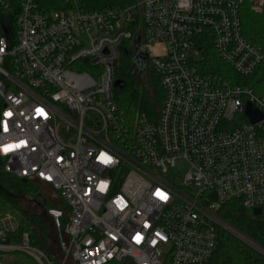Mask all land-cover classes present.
<instances>
[{"label":"built area","instance_id":"1","mask_svg":"<svg viewBox=\"0 0 264 264\" xmlns=\"http://www.w3.org/2000/svg\"><path fill=\"white\" fill-rule=\"evenodd\" d=\"M66 1L67 10L43 11L19 0L15 27L0 30V158L6 172L50 184L69 207L64 224L61 208L47 209L61 259L31 245L27 232L15 238L7 212L0 264H23L16 252L37 264H203L217 227L264 253L218 213L230 200L264 206V95L204 71L203 61L209 46L240 75L264 66L240 17L243 2L259 9L264 0H137L96 10ZM137 42L151 49L148 67L163 88L155 120L128 119L114 97L122 52ZM247 103L260 120H248ZM101 152L117 162L105 165Z\"/></svg>","mask_w":264,"mask_h":264},{"label":"trees","instance_id":"2","mask_svg":"<svg viewBox=\"0 0 264 264\" xmlns=\"http://www.w3.org/2000/svg\"><path fill=\"white\" fill-rule=\"evenodd\" d=\"M3 1L8 6L0 5V30L8 34L15 27L19 0ZM36 1L43 11L67 10L71 7L66 0ZM136 1L77 0V4L83 10H96L126 6ZM240 17L243 36L264 53V5L254 9L245 1L240 8ZM126 49L122 52L116 71V77L122 80V87L114 90L115 100L128 119H133L136 113H144L151 120H155L163 97L159 77L148 67V74L143 79L142 74L134 71L130 61L133 45L127 46ZM203 61L204 71L219 75L234 84L250 86L254 92L264 95L263 65L249 75H240L221 60L209 46L205 49ZM37 181L51 188L54 196L57 197V203L38 193V187L30 181V178L23 181L22 178L6 172L3 169V159L0 158V213L10 212L15 215L17 220V228L13 234L15 238L22 232H27L31 245L41 249L52 261L58 262L62 255L58 246V232L47 209L51 206L61 208L64 224L69 207L50 184ZM218 213L234 229L249 237L264 250V206L261 208V213L256 216L249 213L236 200H230L222 204ZM216 233L217 246L203 264H264V253L243 241L235 233L222 227H217ZM16 255L23 264H37L28 255L18 252Z\"/></svg>","mask_w":264,"mask_h":264},{"label":"water","instance_id":"3","mask_svg":"<svg viewBox=\"0 0 264 264\" xmlns=\"http://www.w3.org/2000/svg\"><path fill=\"white\" fill-rule=\"evenodd\" d=\"M138 45V42L135 44V46ZM144 60H145V56L140 54V53H137L133 58H132V61L135 62V65H136V69L143 73L144 72ZM114 88H121L122 87V80L121 79H115L114 80ZM245 114L247 115L248 117V120L251 122V123H254L258 120H260L262 118V113L257 109L255 108L253 105L247 103L246 106H245ZM23 181H25L26 179L25 178H22ZM261 213V208L260 207H256V208H253L252 209V214L253 215H259Z\"/></svg>","mask_w":264,"mask_h":264},{"label":"rangeland","instance_id":"4","mask_svg":"<svg viewBox=\"0 0 264 264\" xmlns=\"http://www.w3.org/2000/svg\"><path fill=\"white\" fill-rule=\"evenodd\" d=\"M145 46H146V45H145L144 43H141L140 46H139V48H140L141 50L146 49V50H148L149 52H151V49L148 48V47H145ZM132 66H133L134 71H135L136 73L141 74V72H139L133 64H132ZM147 71H148V70H146V71L144 72V74H142L143 79L145 78V76H147V74H148ZM136 73H134V74H136ZM138 74H136V75H138ZM235 120H238V115L235 116ZM30 181H31L35 186L38 187V190H37L38 193H40L44 198H46V199H48V200H50V201H53V200H54V201L57 203V201H58V200L56 199L57 197L54 196V193H53V191L51 190V188H50L49 186L40 183L39 181H37V179H36L35 177H31V178H30ZM53 196H54V197H53ZM247 210L249 211V213H252V210H251V209H247Z\"/></svg>","mask_w":264,"mask_h":264},{"label":"snow or ice","instance_id":"5","mask_svg":"<svg viewBox=\"0 0 264 264\" xmlns=\"http://www.w3.org/2000/svg\"><path fill=\"white\" fill-rule=\"evenodd\" d=\"M37 114H38V115H44V112H43L42 109H37ZM7 115H10V113L7 114ZM23 143H24V142L21 141V144H23ZM18 147H20V145H7V146L4 147L3 151L8 152V151H11V150H13L14 148H18ZM98 159H101V162H103V163L106 164V163H109V162H110V159H111V158L108 157L107 154H105V153H101V154H100V157H98ZM162 198H163V199H167V195H166L165 193L162 194ZM135 239H136V242L139 243L141 237H140L139 235H137V237H136Z\"/></svg>","mask_w":264,"mask_h":264},{"label":"clouds","instance_id":"6","mask_svg":"<svg viewBox=\"0 0 264 264\" xmlns=\"http://www.w3.org/2000/svg\"><path fill=\"white\" fill-rule=\"evenodd\" d=\"M3 42L2 41H0V44H2ZM4 51V49L2 48V47H0V53H2ZM101 153H103V152H101ZM108 156V155H107ZM100 157V156H99ZM108 157H110V156H108ZM111 159H110V162L109 163H104L105 165H108V164H110V163H116L117 161H116V159L114 158V157H110ZM100 161H101V159H99ZM106 187H107V182H104V183H102L101 185H99V190L100 191H106ZM162 194H164L162 191H160V190H157V191H155L154 192V195L156 196V197H158L161 201H164V200H166V199H163L162 198Z\"/></svg>","mask_w":264,"mask_h":264},{"label":"flooded vegetation","instance_id":"7","mask_svg":"<svg viewBox=\"0 0 264 264\" xmlns=\"http://www.w3.org/2000/svg\"><path fill=\"white\" fill-rule=\"evenodd\" d=\"M137 53H140V54H142V55H144L145 56V60H144V71L145 70H147V68H148V53H147V51L144 49V50H141L140 48H139V45H137V46H134V49H133V51L131 52V56H130V61H131V64H133L135 67H136V65H135V62L134 61H132V58L137 54ZM141 74H143V73H141Z\"/></svg>","mask_w":264,"mask_h":264}]
</instances>
